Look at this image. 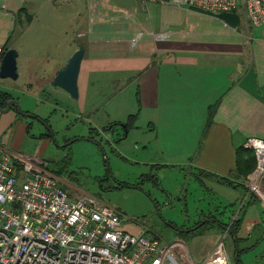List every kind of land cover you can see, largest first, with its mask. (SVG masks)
Returning a JSON list of instances; mask_svg holds the SVG:
<instances>
[{"label":"crops","instance_id":"1","mask_svg":"<svg viewBox=\"0 0 264 264\" xmlns=\"http://www.w3.org/2000/svg\"><path fill=\"white\" fill-rule=\"evenodd\" d=\"M57 2L0 0V62L3 52L17 50V80H22L0 79V92L19 104L16 94L44 102L38 94H55V76L77 50L85 49L79 106L90 114L102 113L94 122L96 134L103 129L108 140L133 137V149L158 156L148 164L179 170L186 180L200 184L195 212L176 230L192 259L204 260L234 217L239 220L236 234L230 230L225 239L230 264H246L241 255L250 251L259 250L264 258V201L245 188L256 157L244 146L250 138L264 140V24L254 26L241 8L209 14L142 0H63L62 7ZM65 4L77 38L65 65L55 69L50 55L55 42H11L28 17L27 31L53 30L55 17L64 18ZM132 86L137 101L123 100L117 106L116 96ZM96 92L101 101L93 100ZM214 104L209 123V106ZM121 124L129 125L127 132ZM32 128L33 122L16 110L0 111V142L16 153L29 143ZM49 137L38 138L49 144ZM46 170L56 177L49 164ZM57 180L69 200L87 195ZM134 229L126 230L141 231L140 226Z\"/></svg>","mask_w":264,"mask_h":264},{"label":"built area","instance_id":"2","mask_svg":"<svg viewBox=\"0 0 264 264\" xmlns=\"http://www.w3.org/2000/svg\"><path fill=\"white\" fill-rule=\"evenodd\" d=\"M171 3L209 14L243 9L254 26L264 24V0H142ZM256 167L245 180L249 194L264 201V140L250 138ZM40 159L16 153L0 142V264H230L225 239L194 261L188 245L141 228L123 227L124 216L92 195L71 201Z\"/></svg>","mask_w":264,"mask_h":264},{"label":"rangeland","instance_id":"3","mask_svg":"<svg viewBox=\"0 0 264 264\" xmlns=\"http://www.w3.org/2000/svg\"><path fill=\"white\" fill-rule=\"evenodd\" d=\"M62 2L58 0L56 5L62 7ZM65 6L64 18L55 17L53 30L35 27L27 31L31 19L25 20L16 27L11 42H55V51L50 53L55 69L65 65L71 47L77 43L76 30H72L70 12L67 4ZM16 82L20 84L22 80ZM59 90L55 87V94H45V97L44 93L38 94L44 102L36 101L31 94H16L22 99L21 107L35 111L42 121L30 119L33 128L27 138L29 143L21 146L20 153L45 161L44 168L49 164L59 180L116 208L125 218L124 229L135 232V226H140L163 240L173 241L177 227L195 212L199 194H202L200 184L194 178L186 180V174L179 170L148 164L151 159L158 160V156L133 149L136 145L133 137L124 140L121 132L122 137L115 135L108 140L103 129L100 135L96 134L94 122L100 120L102 113L82 111L79 98L74 99L66 91ZM122 96H116L117 106L123 100H129L130 104L137 101L133 86ZM93 100L101 101L97 92ZM50 132L55 138L49 137L51 143L38 138ZM66 143L70 144L62 147ZM260 252L242 254L241 260L246 264H264ZM231 264L237 263L232 261Z\"/></svg>","mask_w":264,"mask_h":264},{"label":"water","instance_id":"4","mask_svg":"<svg viewBox=\"0 0 264 264\" xmlns=\"http://www.w3.org/2000/svg\"><path fill=\"white\" fill-rule=\"evenodd\" d=\"M84 55H85V49L80 48L79 50H77L69 59L66 67L57 73L52 83L53 86L63 89L74 99L79 98L78 76ZM17 58H18L17 50L9 49L5 52L0 62V79H11V80L18 79L19 74L17 72ZM12 109H17L19 111V115L22 117L30 118V119L35 118L34 115L25 112L21 107V105L19 104V102L14 99H11L10 101L7 102L6 108L0 107V111L3 113H7ZM37 120L41 121L40 119ZM121 126L125 127V125L123 124H121ZM49 136L53 140H55L53 133L50 132ZM69 144L70 143L65 144L62 147H66ZM236 261L239 262L238 255Z\"/></svg>","mask_w":264,"mask_h":264},{"label":"trees","instance_id":"5","mask_svg":"<svg viewBox=\"0 0 264 264\" xmlns=\"http://www.w3.org/2000/svg\"><path fill=\"white\" fill-rule=\"evenodd\" d=\"M18 17H19V18H20V17H23V12H22V11H21V13H19ZM28 21H30V17H28ZM5 50H7V48H5ZM2 55H4V52H3ZM10 100H11V95L6 94V93H4V92H0V107H1V108H6V106H7V102L10 101ZM216 109H217V104H214V105L209 106V111H208V122H209V123L212 121ZM16 111L18 112V110H16ZM126 128H129V125H128V124L125 125V129H126ZM42 136H43V137H44V136H49V134H48V133H46V134H42ZM119 141H120V140H119ZM238 224H239V220H238V221H235V222L231 225V228H230V229H231V232H232L233 234H236V231H237L236 225H238Z\"/></svg>","mask_w":264,"mask_h":264},{"label":"flooded vegetation","instance_id":"6","mask_svg":"<svg viewBox=\"0 0 264 264\" xmlns=\"http://www.w3.org/2000/svg\"><path fill=\"white\" fill-rule=\"evenodd\" d=\"M14 110H17V109H14ZM26 112V111H25ZM18 113H19V111H18ZM27 113H29V112H27ZM30 114V113H29ZM33 115V114H32ZM35 116V118H34V120H36L37 121V119H40L39 117H37L36 115H34ZM30 119V118H29ZM33 120V119H32ZM66 144H68V143H66Z\"/></svg>","mask_w":264,"mask_h":264}]
</instances>
